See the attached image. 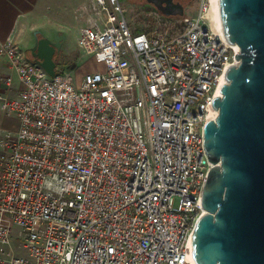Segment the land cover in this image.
<instances>
[{
	"label": "built area",
	"instance_id": "built-area-1",
	"mask_svg": "<svg viewBox=\"0 0 264 264\" xmlns=\"http://www.w3.org/2000/svg\"><path fill=\"white\" fill-rule=\"evenodd\" d=\"M132 34L119 0L79 10L77 81L49 77L8 38L22 86L0 108V264H196L191 238L208 171L203 129L237 45L218 36L210 0ZM10 87L11 80H4Z\"/></svg>",
	"mask_w": 264,
	"mask_h": 264
},
{
	"label": "water",
	"instance_id": "water-1",
	"mask_svg": "<svg viewBox=\"0 0 264 264\" xmlns=\"http://www.w3.org/2000/svg\"><path fill=\"white\" fill-rule=\"evenodd\" d=\"M218 7L239 64L226 69L221 97L211 101L217 117L203 129L204 152L215 166L201 192L205 214L192 234V255L196 264H264V0H218ZM58 34L52 41L35 31L29 49L49 77L65 39Z\"/></svg>",
	"mask_w": 264,
	"mask_h": 264
},
{
	"label": "rangeland",
	"instance_id": "rangeland-1",
	"mask_svg": "<svg viewBox=\"0 0 264 264\" xmlns=\"http://www.w3.org/2000/svg\"><path fill=\"white\" fill-rule=\"evenodd\" d=\"M36 4H31L25 16L26 34L23 36L28 39L26 46H21L28 58H31L29 49L34 43V32L38 31L41 35L52 38L55 32L65 36L61 46L60 56L57 59L61 66L77 81L83 73L89 72L95 66L87 59L78 58L77 29L82 25L79 17V10L87 7L90 0H37ZM125 7V17L132 34L141 31L145 25L154 22L153 15L155 10L152 5L142 0H119ZM198 2L195 0L185 7L184 15H192L197 11ZM164 20L171 21V18L162 17ZM39 37V34L37 35ZM4 115V114H3ZM5 116V115H4ZM11 117H2L0 120V137L10 128L7 126Z\"/></svg>",
	"mask_w": 264,
	"mask_h": 264
},
{
	"label": "crops",
	"instance_id": "crops-1",
	"mask_svg": "<svg viewBox=\"0 0 264 264\" xmlns=\"http://www.w3.org/2000/svg\"><path fill=\"white\" fill-rule=\"evenodd\" d=\"M38 2L37 0H0V43L8 38H13L21 49V46H26L28 39L23 37L26 34L25 16L29 10L28 6ZM77 59H80L79 55ZM7 78L11 80L10 87L4 83ZM21 88L17 73L10 68L5 58H0V96L16 98ZM2 117L5 116L0 108V120ZM9 119H11L7 125L9 130H16L17 120L14 117Z\"/></svg>",
	"mask_w": 264,
	"mask_h": 264
},
{
	"label": "flooded vegetation",
	"instance_id": "flooded-vegetation-1",
	"mask_svg": "<svg viewBox=\"0 0 264 264\" xmlns=\"http://www.w3.org/2000/svg\"><path fill=\"white\" fill-rule=\"evenodd\" d=\"M142 1L146 2V0H142ZM154 1L156 2L157 5L155 6L153 4L151 5L155 10L156 14L165 18L180 19L181 17L184 16L185 7L189 3L194 2L195 0H154ZM58 37L60 38V34H58ZM50 39L54 41L53 36Z\"/></svg>",
	"mask_w": 264,
	"mask_h": 264
},
{
	"label": "bare ground",
	"instance_id": "bare-ground-1",
	"mask_svg": "<svg viewBox=\"0 0 264 264\" xmlns=\"http://www.w3.org/2000/svg\"><path fill=\"white\" fill-rule=\"evenodd\" d=\"M211 1V7L209 10V17L212 21V26L214 30L216 31L218 36H222V28H221V22H220V16H219V7H218V0H210ZM217 111L212 110L211 111V118H215L217 116Z\"/></svg>",
	"mask_w": 264,
	"mask_h": 264
},
{
	"label": "trees",
	"instance_id": "trees-1",
	"mask_svg": "<svg viewBox=\"0 0 264 264\" xmlns=\"http://www.w3.org/2000/svg\"><path fill=\"white\" fill-rule=\"evenodd\" d=\"M60 56V53H56L55 56H54V61L57 63V59L59 58ZM32 60V58H31ZM58 64V63H57Z\"/></svg>",
	"mask_w": 264,
	"mask_h": 264
}]
</instances>
